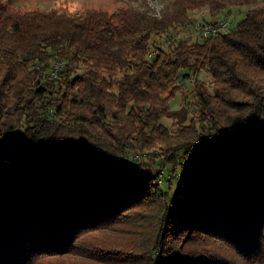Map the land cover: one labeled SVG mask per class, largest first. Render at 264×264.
I'll return each mask as SVG.
<instances>
[{
	"label": "trees",
	"instance_id": "trees-1",
	"mask_svg": "<svg viewBox=\"0 0 264 264\" xmlns=\"http://www.w3.org/2000/svg\"><path fill=\"white\" fill-rule=\"evenodd\" d=\"M257 1L176 0L159 16L0 0V141L24 153L0 151V264L70 254L116 262L123 251L149 254L144 264H264V7L226 32L157 43L190 10ZM201 71L214 90L193 80L196 105L219 133L189 123L174 136L160 119L172 115L180 79ZM232 126L236 143L217 146ZM176 142L194 162L166 188L148 163L120 156L150 159L156 144ZM134 214L158 219L148 250L90 240Z\"/></svg>",
	"mask_w": 264,
	"mask_h": 264
},
{
	"label": "rangeland",
	"instance_id": "rangeland-1",
	"mask_svg": "<svg viewBox=\"0 0 264 264\" xmlns=\"http://www.w3.org/2000/svg\"><path fill=\"white\" fill-rule=\"evenodd\" d=\"M4 2L9 4L12 8H18L20 10H48L52 8H59L77 13H82L90 8L113 11L119 7L142 8L145 6L148 7L152 13L160 16L163 10L173 9L176 0H4ZM261 6L264 7V0H258L256 3L251 5L227 6L220 12L218 11L214 13L210 11L209 5L200 6L197 9L189 11V21L186 23H178L166 34L168 37H158V40L161 39V41H158L157 43H161V45L166 46L169 45L170 41L176 37L188 38L190 40L200 39L202 36H200V34L196 31V24L200 26L208 23L218 24L217 22L226 19H229L231 23H233L242 19L250 7ZM195 79H198L199 84L205 86L210 92L214 90L211 75L207 71H201L189 79H185L183 77L180 79L178 82L179 90L175 97L169 102V109L172 115L165 116L160 119V122L163 125H166L169 129L168 133L170 132L174 136H178L180 127L189 123L196 125L197 127L202 126L205 134L207 133L210 135L211 133L209 130L213 131V133L215 132L214 134L219 133L210 129L211 123H208L209 120L202 119L203 114L201 109L205 110V108L196 105L197 95L194 91L195 82H193ZM174 114H177L178 117H173L175 116ZM233 131L234 126L230 127L228 130H221L219 134L220 138H218L220 140L217 141V146H220L221 144L231 145L236 143L237 136L232 134ZM178 146L177 142L168 145L165 143L161 145L156 144L150 150L154 152V155H152L150 159L146 156L148 150L138 152L137 150L127 149V151L120 153V156L123 157V161L126 164H136L141 161L148 163V166L152 169L153 174H158L160 176L161 173L159 182L164 188H166L168 183L170 184L176 182L177 179H179V175L183 172V169L189 168L190 164L194 162V159L191 160L184 156L181 152L182 150H175L178 149ZM39 148L40 149L35 150L43 149L42 146ZM155 156L157 157V160H155ZM164 157L169 159L170 163H163ZM128 218L130 220L125 223L123 227H118V230L109 228L101 231H94L91 234H88L90 240L96 243L101 241L103 244L107 245H114L116 243L120 244L123 243L121 241L130 242L134 240L136 242V246L127 248L135 249L137 252H142L143 249L148 250L150 248L151 237L157 227L156 222L158 219L147 215L142 216L141 214H134ZM132 228L135 230L131 231ZM138 230L141 231L139 232ZM192 247L195 248L196 244L193 243ZM217 248L218 246L216 244L212 246V249ZM63 257L64 258L52 257L51 259H44L36 264H144V261L146 260L143 258L149 257V254L146 255L145 253L141 255L142 258L134 257L133 259H130L132 258V254H128L123 251L122 253L117 254V258L121 257V260L116 262H113V260L102 261L96 258H88L76 254H70ZM140 259L142 260L140 261Z\"/></svg>",
	"mask_w": 264,
	"mask_h": 264
},
{
	"label": "built area",
	"instance_id": "built-area-1",
	"mask_svg": "<svg viewBox=\"0 0 264 264\" xmlns=\"http://www.w3.org/2000/svg\"><path fill=\"white\" fill-rule=\"evenodd\" d=\"M216 23H208L205 25H195L196 31L200 34V36L204 37L209 34H218L220 32H226L231 24V21L229 19L221 20ZM6 150V151H18V147L10 142V141H0V151Z\"/></svg>",
	"mask_w": 264,
	"mask_h": 264
},
{
	"label": "water",
	"instance_id": "water-1",
	"mask_svg": "<svg viewBox=\"0 0 264 264\" xmlns=\"http://www.w3.org/2000/svg\"><path fill=\"white\" fill-rule=\"evenodd\" d=\"M7 154H8V157L10 158L22 157L24 155V153L17 152V151H10Z\"/></svg>",
	"mask_w": 264,
	"mask_h": 264
},
{
	"label": "bare ground",
	"instance_id": "bare-ground-1",
	"mask_svg": "<svg viewBox=\"0 0 264 264\" xmlns=\"http://www.w3.org/2000/svg\"><path fill=\"white\" fill-rule=\"evenodd\" d=\"M18 145V144H17ZM22 152V151H21Z\"/></svg>",
	"mask_w": 264,
	"mask_h": 264
}]
</instances>
